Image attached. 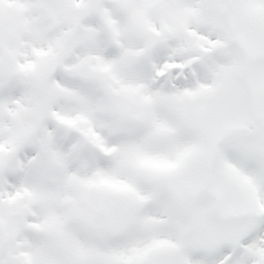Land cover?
Returning <instances> with one entry per match:
<instances>
[{
  "label": "snow or ice",
  "instance_id": "obj_1",
  "mask_svg": "<svg viewBox=\"0 0 264 264\" xmlns=\"http://www.w3.org/2000/svg\"><path fill=\"white\" fill-rule=\"evenodd\" d=\"M0 264H264V0H0Z\"/></svg>",
  "mask_w": 264,
  "mask_h": 264
}]
</instances>
